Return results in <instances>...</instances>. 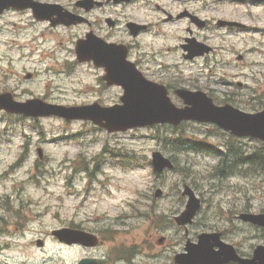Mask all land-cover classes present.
<instances>
[{"label":"rangeland","instance_id":"obj_1","mask_svg":"<svg viewBox=\"0 0 264 264\" xmlns=\"http://www.w3.org/2000/svg\"><path fill=\"white\" fill-rule=\"evenodd\" d=\"M171 7L173 11L185 10L184 5ZM189 7L209 20L210 27L202 30L187 21L174 22L167 34L144 39L154 52L135 49L132 58L144 60V68L162 76L161 83L174 87L170 95L176 104L182 101L174 89L186 87L212 94L219 104L230 97L231 103L243 110H260L262 106L255 97L264 93V6L201 0L195 2L194 8ZM135 8H115L113 16H131ZM14 18L12 14L6 17ZM218 20L241 22L249 29L219 27ZM188 26L195 37L214 46L216 52L186 60L180 44L190 36ZM76 34L74 29L62 31L58 39L61 45L45 35L46 42L37 49L18 35H3L0 31V57L5 53L3 45L15 47L11 54L15 58L25 55L23 48L27 55L32 54L27 57L29 61L12 63L11 57L5 60V66L11 64L15 73L8 83H2L0 75V87L14 89L18 94L23 91V98L39 95L66 105L96 99L107 105L119 102L123 91L101 83L103 70L76 60ZM239 54L244 56L242 61L237 60ZM29 72L33 77H26ZM180 130L199 143L213 142L222 148L231 140L212 124L187 122ZM170 136L176 133L167 125L109 133L87 121L20 119L0 113V264H78L85 257L102 258L107 264H173L174 250L182 249L186 239L174 217L184 209L186 199L181 192L190 179L173 171L158 176L147 165L155 150L174 154L172 145L164 141ZM240 144L250 150L259 145L252 139L236 142L239 148ZM40 148L42 159L38 155ZM113 150L137 154L147 162L141 167L125 164L118 157L112 158ZM176 157L180 165L198 174L189 184L203 199V207L190 229L193 240L204 231H217L244 253H252L258 244H264L262 229L236 217L246 209L264 211L263 176H220L215 172L219 159L194 150L177 153ZM156 188L165 193L161 199L153 197ZM4 203L13 209L7 210ZM20 208L28 219L23 227H17L20 220L15 211ZM157 215L163 219L159 226L152 223ZM64 226L95 231L102 244L92 249L63 244L51 231ZM163 237L166 243L158 244ZM38 239L45 241L43 247L36 244ZM120 246L140 250L134 262L118 263L111 258V251Z\"/></svg>","mask_w":264,"mask_h":264},{"label":"water","instance_id":"obj_2","mask_svg":"<svg viewBox=\"0 0 264 264\" xmlns=\"http://www.w3.org/2000/svg\"><path fill=\"white\" fill-rule=\"evenodd\" d=\"M91 49L80 52L82 60L104 58L99 64L107 68L108 74L105 79L109 84H120L125 87V95L122 97L123 105L114 107H102L93 104L82 107H70L50 105L40 100L29 101L25 104H18L11 100L7 95L0 96L1 106L9 111L23 112L28 115H51L56 114L67 119H90L94 123L102 125L109 131L127 130L132 127L152 125L158 122H171L179 124L183 119H196L200 121H215L227 130H232L237 135H253L264 140V111L255 115L245 114L232 108L231 106L216 107L212 99L207 98L201 92L191 93L180 90L178 93L185 99L187 106L183 109L176 108L167 97V90L163 86L151 85L147 83L134 84L133 69L126 62V51L114 48V45L107 46L103 43L97 45L89 43ZM200 46V49H198ZM204 46L192 40L188 47L190 57L203 50ZM132 79V80H131ZM153 163L155 168L162 171L166 167H172L171 162L164 158L160 153L154 154ZM158 195L161 192L157 193ZM189 195L190 200L187 210L178 218L182 224L191 222L194 215L200 208L201 202L195 196L193 190L186 187L184 195ZM254 222L264 225V216H244ZM55 234L69 243L80 242L85 245H96L97 239L91 234L81 230L64 228L56 231ZM220 246V251L215 252L214 247ZM190 252L177 257L178 260L189 264H214L216 262H228L231 260L240 261L241 264H264V246L256 250L255 257L251 260H243L238 257L232 246L220 241V234H202L200 241L190 247ZM85 260L81 264H88Z\"/></svg>","mask_w":264,"mask_h":264},{"label":"flooded vegetation","instance_id":"obj_3","mask_svg":"<svg viewBox=\"0 0 264 264\" xmlns=\"http://www.w3.org/2000/svg\"><path fill=\"white\" fill-rule=\"evenodd\" d=\"M35 1L65 5L64 1L62 0H35ZM101 1L103 2V0ZM147 1L153 2L154 0H147ZM107 5L108 3L103 2V4L100 6H95L93 8L86 9L81 6L75 5L74 3L73 4L71 3L68 5V10H70V12H72L73 14L80 15L84 18V21L82 23L76 25V27L79 28L78 29L79 32L82 34L81 36H85L90 31L98 36L105 38L109 42L126 43L130 51L135 49L140 50L142 48L140 39L152 31V28L154 26V21L151 18H149L147 14H143V17L140 20L127 18V20L123 21L122 25H120V21L118 19H113L111 21L108 19L109 16L106 9ZM154 6L156 7V9H163L164 13L166 14V17L162 19L164 23H168L169 21L173 20L177 15V13H175V15L170 14L165 8H161L157 4L150 5L149 10L155 12ZM25 10L29 11L32 17L34 16L33 9H25ZM130 22H135L141 26H144V28L141 29L136 35H134L128 29V24ZM60 27H64V26H60ZM116 29L124 30L126 34L122 36L117 35L114 32ZM125 38H127V40H124ZM126 41H128L129 43H127ZM137 62L139 67L142 69V63L138 59ZM155 77L156 75L154 74L152 78Z\"/></svg>","mask_w":264,"mask_h":264},{"label":"trees","instance_id":"obj_4","mask_svg":"<svg viewBox=\"0 0 264 264\" xmlns=\"http://www.w3.org/2000/svg\"><path fill=\"white\" fill-rule=\"evenodd\" d=\"M235 157H236L235 161L237 159L238 162H241L243 164L250 162L251 169H253L254 171H257L258 173L264 174V154L255 152L254 154H252V156L245 157L243 155L238 156V154L235 152ZM221 161L222 162L220 164V168L222 167H223L222 169L230 168V165L226 163L224 158H222Z\"/></svg>","mask_w":264,"mask_h":264}]
</instances>
